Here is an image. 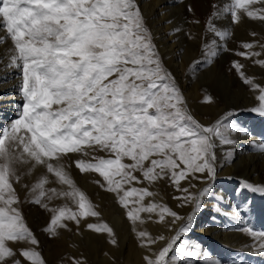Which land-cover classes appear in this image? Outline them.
Returning a JSON list of instances; mask_svg holds the SVG:
<instances>
[{"label":"snow or ice","instance_id":"obj_1","mask_svg":"<svg viewBox=\"0 0 264 264\" xmlns=\"http://www.w3.org/2000/svg\"><path fill=\"white\" fill-rule=\"evenodd\" d=\"M213 8L207 27L221 40L231 33L218 29L213 18L223 15L230 16L233 24L245 18L264 24V0H232ZM0 29L6 33L0 36V44L10 39L14 46L9 66L20 72L22 97L17 118L7 127L0 126V264H47L19 206L14 185L22 180L21 166H45L47 173L70 189L46 190V175L30 189L32 203L54 213L44 229L50 236L58 237L60 229L73 231L66 221L80 230L82 218L99 216L60 163L63 156L75 153L82 156L75 160L76 168L102 177L103 182L96 183L115 194L134 225L144 224L142 213L149 214L148 219L155 214L159 223L172 218L168 228L176 235L170 240L133 228L140 247L146 249L143 264H180L184 256H198L194 247L188 249L187 241H181V235L190 232L211 191L217 174V141L233 144L230 133L237 129L229 121L231 113L207 126L190 114L174 77L163 65L137 0H0ZM212 45L209 55L213 58L218 48L232 51L215 40ZM241 47L244 51H236V56L264 69V41L243 42ZM231 67L244 85L258 93L254 96L258 104L251 111L264 115V86L247 76L238 60ZM212 100L210 95L205 97V102ZM260 151L264 152V144ZM94 152L105 155H91ZM190 178L206 186L195 192L190 190L196 188L194 184L183 187L182 181ZM158 182H170L182 193L173 198L180 201L179 206L191 208L186 221L166 204L145 202L157 195L149 189ZM244 187L264 194V184L246 182ZM47 193L52 194L49 200L54 196L72 199L78 210L67 205L49 209L44 202ZM177 221L185 222L173 229ZM87 228L107 233L109 243L118 246L116 233L107 224L87 223ZM259 235L264 238V233ZM157 240L168 242L154 252L151 246ZM18 242L32 247H17ZM174 248L179 253L172 254ZM259 250L264 252V243ZM69 260L87 264L83 257Z\"/></svg>","mask_w":264,"mask_h":264},{"label":"rangeland","instance_id":"obj_2","mask_svg":"<svg viewBox=\"0 0 264 264\" xmlns=\"http://www.w3.org/2000/svg\"><path fill=\"white\" fill-rule=\"evenodd\" d=\"M231 2L232 0L229 1V3ZM189 6L192 8L191 11L188 10ZM173 13L175 14V19L172 22L177 23L173 28L175 29L174 36L181 44V48H183L181 54H185L187 56L186 63H188V66L190 63L195 62L197 66L195 73L197 72V74L201 75L199 78L194 72H189L185 77V83L183 86L178 85L174 80L175 84L183 94V97L186 101L185 106L189 110L190 114L200 122V119L203 118V115L208 111V102H205L206 96L210 95L213 98L212 102L225 99L227 100L228 104L235 105L237 107V131L243 134L247 131L245 134L248 133V136L251 138L250 142L246 143L236 140L233 144L235 146H254L257 142H263L264 128L260 129V127L261 125H264V115H259L258 113L251 111L252 107L241 108V100H234L233 98L230 99L231 97L225 95V91L222 89L224 77L218 74H212V76H210V74L207 72L210 71L211 66H218L221 63V65L223 64V70L227 69L230 71L231 81L233 83L243 84L238 74L231 67L232 61L238 60L240 63L244 64L245 67L243 71L245 74L251 77L256 83H261V85L264 86V69L253 64L250 60L245 59L244 57L236 56L234 54L236 51H244V49L241 47L242 43L233 47L231 44H229L228 37L225 40H221L219 37H216L214 33L210 32L207 27L208 24L205 26L204 30L199 32L194 13L193 0L179 1V3L173 8ZM147 26L151 30V25L147 24ZM217 27L220 29L225 26L218 25ZM177 28L179 29L178 32L176 31ZM256 33L257 35L255 37L249 34L250 38H248L245 42L264 41V30H261V33ZM152 36L153 42L156 44V36L153 34V32ZM214 40L216 41L217 45H226L227 48L231 49L232 51L226 52L222 48L216 49L220 50V52L219 56H216L214 61H212L213 64L202 67V65L206 64L211 58L209 51L213 49L212 41ZM8 41L10 47L14 50V46L12 45L10 39ZM206 44L209 46L208 49H205L204 47ZM200 46L204 47L200 58L198 59L195 55L191 57L192 54H194V49ZM255 50L258 51L259 48H256ZM161 58L165 69L168 71L162 56ZM244 86L247 92L252 91H250L248 86ZM21 103L22 97L19 105ZM16 112L15 119L17 118L18 109ZM218 145L215 149V152L225 149H219ZM91 155L104 156L105 153L94 152L91 153ZM80 158H82V156L79 153L68 154L67 156H63L60 159V163L64 166L65 171L73 180L75 187L85 193L86 197L93 205L94 210L99 213V216H89L82 218L83 222L80 226V230L76 229L74 222L66 221V223H69V226L73 228V231L69 232L65 229H60V235L58 237L50 236L49 233L44 231L45 227H47V224L50 221L51 216L54 213L50 210H46L40 205L32 203L34 194L30 191V189L39 178L45 175L49 181V183L45 185L46 190L50 188H56L58 191H69V187L67 185L61 184L54 174L47 173L45 166L24 165L18 169L19 174L22 176V180L20 183L15 184L14 186L16 187L17 193L21 200L19 206L23 212L28 227L33 231L37 239L40 241L37 250L41 252L42 256L46 259L47 264H70L69 257H83L87 260V264H134L133 256L136 254H141L143 257V254L146 252V249L140 247L139 238L133 231L134 227L147 231L153 238L159 237L160 235L165 236L167 233L171 232V236L169 238L170 240L175 235L176 231H169L168 228V225L171 224V217H166L165 223H159L155 214H152V218L148 219L149 214L142 213L141 216L145 221L144 224L141 225L139 222H137L134 225L133 222L128 220L126 209L118 202L115 194L108 192L106 188H102L99 183H96V181L103 182L102 177H100L97 173H81L79 169L76 168L74 162ZM83 158L90 159L91 156ZM232 158L235 159V157ZM52 162L54 164L56 163L55 161ZM125 162L129 161L126 160ZM216 165L217 174L213 182L220 185L218 188L219 190H222L221 201H218L215 197L216 191L214 190L216 189L211 188L209 195L204 198L203 210L200 212L202 213V216L198 218L195 215L190 232L186 235H181V241H187V248L192 249L194 247L199 253V255L196 257H187L184 264H215L216 261H219L220 264H249V262H246V260L243 258L245 253L242 250L230 245H224L219 240H213L211 237L215 232L217 233L218 229L221 230V228H224L222 226L223 223L224 225L227 224V227L225 228L229 231L239 233L235 226H238L241 217L243 218L245 225L248 226V229L254 230L249 232L248 229H246L247 232L244 234V237L249 238L254 236L255 238V235L257 234L255 232L257 230L258 224L262 223V225H264V220L261 221V219H264V194L247 190L244 187V184L247 181V183H252L254 185L264 184V167L263 171L255 175L252 174L248 180H244L247 179V171H243L244 164H240L238 161H233L229 165L231 169L233 168V173L228 175L224 173V169H219L217 161ZM242 182H244V184H242ZM189 183L196 185V188L190 189L193 192L197 191L198 188L202 189L206 186L205 183L196 178H190V181H182V186L189 187ZM25 185L28 187H25ZM149 190L155 191L157 195L154 197L145 198L146 203L149 201H154L166 204L169 208L176 211L182 217H185L186 221V217L191 213V208L179 206L180 201L174 199L173 197L181 196L182 193L178 192L170 182H158L154 187H150ZM50 195L52 194L47 193L46 197L44 198V202L48 204L49 209L59 208L67 205L68 207L72 208L73 211L78 210V205L72 199L54 196L49 200L48 196ZM209 200H213L216 203H221L223 205L232 206L234 209L233 214L226 220L221 219L219 215V209L217 208L216 211L213 212L212 218H209V214L212 212V209L207 205V201ZM115 218L118 222H113ZM207 218L209 219L208 221ZM185 221H181V225ZM87 223H105L109 227H112L117 236L118 246H113L109 243V237L107 233H97L88 229ZM176 224L172 225L173 229H178ZM205 226L206 228H209V230L212 229L213 232L209 233V235L212 236H206V238L205 235H203ZM192 241L195 243H193L194 245H191ZM16 246L21 248L32 247L27 242H18ZM164 246L165 244L163 241L157 240V242L151 247L152 251L155 252ZM175 249L176 248H174L173 251ZM142 257L140 260L141 264H143ZM181 262H184V258Z\"/></svg>","mask_w":264,"mask_h":264},{"label":"bare ground","instance_id":"obj_3","mask_svg":"<svg viewBox=\"0 0 264 264\" xmlns=\"http://www.w3.org/2000/svg\"><path fill=\"white\" fill-rule=\"evenodd\" d=\"M179 1L181 0H137V3L139 4L141 11L143 12L145 21L147 22V24L151 25V30L156 36L155 40L157 49L160 55L163 57L168 71L172 74V77H174L176 83L183 86L185 83V77L189 72L195 73L197 66L195 62L190 63L189 66L187 65V56L185 54H181L183 48H181V44L174 36L175 29L173 28L177 23L172 22L175 19L173 8L179 3ZM229 1L230 0H193L195 18L196 21H199V23H197L199 32L204 30L205 26L208 24L209 17L216 10L213 8V5L222 7L225 4L229 3ZM168 21H171V23H169ZM213 22L216 24V26H225L220 28L221 31H227L231 33L228 38L229 44H231L233 47L245 42L248 38H250L249 34H251L252 32L261 33V30H264V24L258 21H252L248 18H245L242 23L233 24L231 22L230 16L222 15L218 19L213 18ZM0 36H6V34L1 29ZM8 40L9 39L5 40L3 44H0V126L3 127H7L11 123L10 121L15 119L17 113L16 111L18 109L19 103L21 102V95L19 93V86L21 83L20 72L18 69L9 66L10 58L14 54V50L10 47ZM203 49L204 47L202 46L195 48L193 51L194 54H192L191 57L195 55L199 59L202 55ZM217 51L218 57L220 50ZM214 58L211 57L206 64L202 65V67L212 65V61H214ZM222 65L220 63V65L218 66H211L210 71L207 73L210 74V76H212V74H218L224 77L222 89L225 91V95L231 97L230 99L233 98L234 100H241V108L254 107L256 104H258V102L255 101L254 98L255 94L258 93L254 94V92L252 93L251 90V92H247L243 84L233 83L231 81L230 71H228L227 69L223 70ZM195 75H197V77L199 78L201 77V75L197 74V72L195 73ZM229 112L232 113L230 115L229 121L236 128L238 121L237 107L235 105L228 104L227 100L225 99L208 102V111L203 115V118L200 119V123L209 125L210 123L220 118L223 114ZM263 128L264 125H261L260 129ZM246 132H244V134L238 131L232 132L230 133V138L233 139L234 142L236 140L246 143L250 142L251 138L250 136H248V133L245 134ZM261 144H264V141L259 143L257 142L254 146H235L234 144L221 145L217 141L219 149L225 148L224 150L216 151L219 169H224V173L227 175L232 174L233 168L231 169L229 165L233 161H238V163L244 164L243 171H247V179L244 180H248L250 178V175H255L263 171L264 152L260 151ZM232 157H235V159H233ZM242 184H244V182H242ZM218 186H220L218 185V183H214L212 181V188L216 189L214 190L216 191L215 197L218 201H221L222 190H219ZM207 202V205L212 209V212L209 214V218H212L213 212L216 211L217 208L219 209V215L221 219L226 220L233 214L234 209L232 206L216 203L213 200H209ZM200 212L196 214V217L199 218L200 216H202V213ZM208 220L209 219L207 218V221ZM262 220L264 219H261V221ZM115 221L118 222L116 218L113 220V222ZM244 225L245 222L243 221V218L240 217L238 226H235L239 233L229 231L225 228L227 227V224L224 225L223 223L222 226L224 228H221V230L218 229L217 233L215 232L213 236L209 235V233L213 232L212 229L209 230V228H206L205 226L203 235H205V237L212 236L211 238L213 240L217 239L224 245H230L242 250L245 253L243 258L246 260V262H249V264H264V252L259 250V244L264 243V238L259 235V233H264V225H262V223L258 224L257 230L255 232L257 233L255 235V238L254 236L249 238L244 237V234L247 232L246 229H248V226ZM176 226L179 228L181 226V221L177 222ZM170 233H167L165 235L168 240L171 236ZM163 242L166 245L168 241L166 240ZM193 243L194 242L192 241L191 245L195 244ZM177 253H179V248H176L172 254ZM141 257V254H136L135 256H133V263L141 264ZM186 258L187 256L184 257V262H180V264H184Z\"/></svg>","mask_w":264,"mask_h":264}]
</instances>
